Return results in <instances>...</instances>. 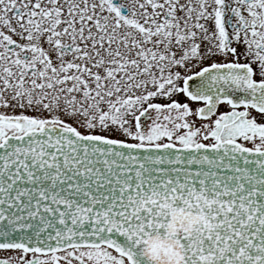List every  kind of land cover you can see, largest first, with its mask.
<instances>
[{
	"label": "snow or ice",
	"instance_id": "snow-or-ice-1",
	"mask_svg": "<svg viewBox=\"0 0 264 264\" xmlns=\"http://www.w3.org/2000/svg\"><path fill=\"white\" fill-rule=\"evenodd\" d=\"M0 264H264V0H0Z\"/></svg>",
	"mask_w": 264,
	"mask_h": 264
}]
</instances>
